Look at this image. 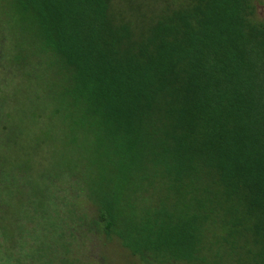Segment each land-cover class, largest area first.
I'll use <instances>...</instances> for the list:
<instances>
[{
  "label": "trees",
  "instance_id": "obj_1",
  "mask_svg": "<svg viewBox=\"0 0 264 264\" xmlns=\"http://www.w3.org/2000/svg\"><path fill=\"white\" fill-rule=\"evenodd\" d=\"M258 2L179 0L132 19L115 0H0V67L22 72L42 139L63 152L8 218L34 168L0 160V264H78L83 231L143 264H264ZM3 91L7 153L29 130L9 124ZM75 188L92 211L78 221L59 195Z\"/></svg>",
  "mask_w": 264,
  "mask_h": 264
},
{
  "label": "rangeland",
  "instance_id": "obj_2",
  "mask_svg": "<svg viewBox=\"0 0 264 264\" xmlns=\"http://www.w3.org/2000/svg\"><path fill=\"white\" fill-rule=\"evenodd\" d=\"M178 1L115 0V6L117 10L123 12L127 17L135 19L137 16L145 13L151 15L152 12L158 10L163 4H173ZM258 1V18L264 20V0ZM1 54L2 52H0V57ZM23 79L24 76L19 69L0 67V88L5 92L3 93V98H7L8 100L10 97L11 101H15L12 105V116H9V120L7 121L11 126H18L20 129L26 131L29 130V133L25 137H22L18 141L19 143L9 152L3 153L0 148V160L6 157L10 168H14L15 165L21 168L30 165L34 168L33 171H28L31 175L26 178L27 180L25 179L20 182L24 185L25 189L31 192H21L19 198L15 199L9 206H3L2 215L7 218L20 213L22 201L29 197L30 193L32 196L34 195V191L36 190L35 182L38 177L42 173H48L50 164L58 160L63 153L60 151L61 148L52 147L48 138L46 140L45 138L42 139L44 128L48 126L49 120L47 117L39 118L41 109H35L30 99L32 98V93L27 90V86L22 84L21 81ZM15 84L17 85L15 86ZM9 110H11L10 107ZM36 117L38 120H36ZM0 120L3 121L1 116ZM44 140L47 146L41 145L40 149H34L38 141ZM74 192L75 197L78 196L77 199L75 197L70 199L69 197L72 196L71 192L66 191V189H63V192L59 193L64 203V207L62 206L63 215L66 218L70 216L67 215L69 204L73 202L79 208L77 209V215L72 216L71 219L78 221L79 218L83 217V214H88L91 217L92 214L90 213L92 211L90 204L87 202L88 200L76 188ZM74 235L76 236L72 239L70 250L71 255H73L78 264H143L116 241L107 242L104 238H100L97 235L87 234L86 231H83V233L75 232Z\"/></svg>",
  "mask_w": 264,
  "mask_h": 264
}]
</instances>
